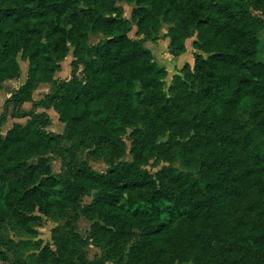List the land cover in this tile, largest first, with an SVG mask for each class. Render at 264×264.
Listing matches in <instances>:
<instances>
[{
    "label": "trees",
    "instance_id": "obj_1",
    "mask_svg": "<svg viewBox=\"0 0 264 264\" xmlns=\"http://www.w3.org/2000/svg\"><path fill=\"white\" fill-rule=\"evenodd\" d=\"M120 2L136 3L130 18ZM162 21L170 24L165 37L173 55L184 52L185 40L194 35L193 47L207 52L194 54L192 69L189 64L182 68L185 76L174 75L184 86L185 102L200 103L206 131L216 122L226 125L238 110L264 109L256 20L241 0H0V88L4 80L19 77L17 56L27 61L25 81L5 101V109L13 103L12 116L26 117L25 122H15L3 133L5 114H0V212L10 197L28 194L48 209H70V248L79 264L90 263L87 240L75 230L80 216L138 224L142 247L165 255L173 246V224L183 218L208 219L227 187L242 184L264 193V164L198 179L190 172L169 177L161 170L154 179L137 154L132 161L106 157L119 155L126 128L140 124L139 130L148 132L183 111L178 95L165 91L166 69L144 45L157 40ZM132 25L141 38L129 36ZM89 33L101 38L91 43ZM70 51V77H55ZM189 72L194 88L184 80ZM39 83H49L51 89L34 100ZM25 101L31 108L14 112ZM38 107L53 109L63 131L49 130L51 117ZM73 139L74 144H67ZM95 148L105 152L104 172L80 156ZM52 150L61 158L57 175L50 166ZM33 156L37 161L29 163ZM84 196H92L91 201L84 203ZM8 262L0 248V264Z\"/></svg>",
    "mask_w": 264,
    "mask_h": 264
},
{
    "label": "rangeland",
    "instance_id": "obj_2",
    "mask_svg": "<svg viewBox=\"0 0 264 264\" xmlns=\"http://www.w3.org/2000/svg\"><path fill=\"white\" fill-rule=\"evenodd\" d=\"M241 1L255 17L259 37L257 58L264 61V4L259 0ZM119 4L124 16L130 18L136 3ZM169 25L162 21L157 40H148L144 45L166 69L165 91L170 96L178 95L183 111L170 123L148 132L139 130L140 124L126 128L120 135L119 155L106 157L132 161L137 154L142 169L154 179L161 170L169 177H175L178 172H190L198 179L212 175L214 178L224 169L241 172L264 164V109L238 110L226 125L216 122L212 131H206L201 125L200 103L192 99L185 102L184 86L174 75L185 76L182 68L189 64L192 69L194 54L207 55V52L193 47L194 35L185 40L184 52L173 55L169 51V39L165 37ZM135 30L136 26L132 25L129 36L141 38ZM100 38L101 35L89 33L91 43ZM17 59L21 71L26 69L27 61L20 54ZM71 59L70 51L56 73L57 78L70 77ZM184 80L187 87L196 86L190 72ZM47 88L44 85L37 90L36 98ZM4 94V90H0V99ZM48 114L52 121L48 129L62 132L64 124L58 120L56 112L51 109ZM21 119L24 122L26 117ZM69 141L67 144L71 145L76 142L75 139ZM48 156L52 173L59 174L62 163L57 150H52ZM80 156L98 172L108 168L105 152L101 149H84ZM37 159L38 156L30 157L28 162ZM213 161L215 164L211 165ZM226 192L223 202L214 206V214L208 219L183 218L173 224V246L165 255L142 247L138 224L124 226L106 222L98 216L93 219L80 216L75 230L87 240L85 250L89 264H264V193L242 184L227 187ZM91 199L92 196L83 197L84 203ZM7 201L8 208L0 212V248L8 256V264H79L76 251L70 248V225L67 223L70 209H48L29 194L25 198L12 196Z\"/></svg>",
    "mask_w": 264,
    "mask_h": 264
},
{
    "label": "crops",
    "instance_id": "obj_3",
    "mask_svg": "<svg viewBox=\"0 0 264 264\" xmlns=\"http://www.w3.org/2000/svg\"><path fill=\"white\" fill-rule=\"evenodd\" d=\"M62 63V62H61ZM26 72H27V65H26V69H24L23 71H21V68H20V74H19V77H17V78H13V79H6V80H4L3 82H2V85H1V88H0V90H4V92H5V94L3 95V97H1V99H0V114H2L3 112H4V114H5V121H4V123L2 124V126H4L5 127V130L4 131H2L3 133L9 128V127H11L12 126V124L13 123H15V122H19V123H24L25 122V120H24V122H23V120L21 119V118H23V117H13L12 116V112H13V103H11V102H9L8 104H7V107H6V109H5V101H6V99L8 98V97H10L15 91H16V89L25 81V79H26ZM57 73V72H56ZM56 73H55V77H57L56 76ZM44 85H46L48 88H47V91L45 92V93H48L49 91H50V89H51V85L49 84V83H39L38 84V86H37V88L32 92V98L34 99V100H37V99H40L41 97H38V98H36V93H37V90H39L41 87H43ZM28 105H30V107H28ZM31 105H32V103L30 102V101H25V102H23L22 104H20V105H17L16 107H15V109H14V112H16V113H22V112H26V111H28L30 108H31ZM49 110H51V108L50 109H45V108H43V107H38L37 109H36V111H45V112H47V113H49ZM53 110V109H52ZM57 114V113H56ZM10 117H12L13 118V120L12 119H10ZM57 117H58V115H57ZM62 123V122H61ZM6 126H5V125ZM63 124V123H62ZM1 126V127H2ZM3 128V127H2ZM63 128H64V125H63Z\"/></svg>",
    "mask_w": 264,
    "mask_h": 264
}]
</instances>
